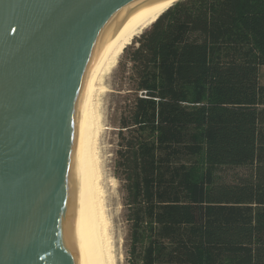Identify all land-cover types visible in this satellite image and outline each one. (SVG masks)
<instances>
[{"label":"trees","instance_id":"16d2710c","mask_svg":"<svg viewBox=\"0 0 264 264\" xmlns=\"http://www.w3.org/2000/svg\"><path fill=\"white\" fill-rule=\"evenodd\" d=\"M167 7L114 72L127 264H264V0Z\"/></svg>","mask_w":264,"mask_h":264},{"label":"water","instance_id":"95a60500","mask_svg":"<svg viewBox=\"0 0 264 264\" xmlns=\"http://www.w3.org/2000/svg\"><path fill=\"white\" fill-rule=\"evenodd\" d=\"M170 1L0 0V264H105L86 163L92 77Z\"/></svg>","mask_w":264,"mask_h":264},{"label":"rangeland","instance_id":"374dc122","mask_svg":"<svg viewBox=\"0 0 264 264\" xmlns=\"http://www.w3.org/2000/svg\"><path fill=\"white\" fill-rule=\"evenodd\" d=\"M145 27L146 25L137 29L128 41L119 46L115 55L112 56L105 68H103L105 70H102V74L100 73L99 89L94 95V123L96 127L94 150L99 164V186L104 191L103 203L108 226V247L109 253L111 252L110 258L112 264H127L128 225L124 217L123 192L120 182L114 176L113 171L117 142V114L112 105L113 97L111 92L114 88V72L123 48L128 46L131 43L128 44V42L136 37ZM261 82L264 83V67L261 69Z\"/></svg>","mask_w":264,"mask_h":264},{"label":"bare ground","instance_id":"6f19581e","mask_svg":"<svg viewBox=\"0 0 264 264\" xmlns=\"http://www.w3.org/2000/svg\"><path fill=\"white\" fill-rule=\"evenodd\" d=\"M174 1L176 0H171L170 2H168L166 5L160 8L157 12H155L145 21H143L138 26H136L134 29H132L130 32H128L126 35H124L117 42H115L112 45V47L109 49V51L106 53V55L104 56L103 60L101 61L99 67L97 68L96 72L94 73L92 77L90 107H89L88 124H87V132H86V163H87V176H88V182H89L90 195H91L93 210L95 214V219H96V224H97V229L99 233V238H100V243L102 247L105 264H112V261L110 258L111 252L109 253V247H108V244H109L108 243V233H107L108 226H107L105 208H104V203H103L104 191H102L99 186L100 184L99 164H98V159L96 157L95 150H94V141H95L94 137L96 136L95 135L96 127L94 123V120H95L94 119L95 118L94 116L95 114L94 95L96 91L99 89L98 83H99V77L101 78L100 73L102 72V70H105L103 68H105L107 63L112 58V56L115 55L119 46L122 43L128 41L130 37L137 31V29L151 22L159 12H161L167 6L172 4Z\"/></svg>","mask_w":264,"mask_h":264}]
</instances>
